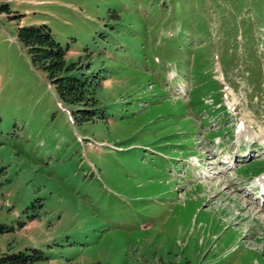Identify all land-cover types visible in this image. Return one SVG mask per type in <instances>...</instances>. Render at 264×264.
I'll return each mask as SVG.
<instances>
[{
  "label": "rangeland",
  "instance_id": "374dc122",
  "mask_svg": "<svg viewBox=\"0 0 264 264\" xmlns=\"http://www.w3.org/2000/svg\"><path fill=\"white\" fill-rule=\"evenodd\" d=\"M1 4L0 255L264 264V201L245 195L264 172V0ZM30 24L103 77L106 118L72 121L17 39Z\"/></svg>",
  "mask_w": 264,
  "mask_h": 264
},
{
  "label": "trees",
  "instance_id": "16d2710c",
  "mask_svg": "<svg viewBox=\"0 0 264 264\" xmlns=\"http://www.w3.org/2000/svg\"><path fill=\"white\" fill-rule=\"evenodd\" d=\"M5 9V4H1L0 13ZM17 39L26 49L31 64L45 75L59 100L75 107L72 112L75 123L106 118L96 97L103 77L85 73L80 61H67L70 47H62L46 24L18 26ZM6 232L7 228L0 225V235ZM42 260L46 258L37 249L0 255V264H35Z\"/></svg>",
  "mask_w": 264,
  "mask_h": 264
},
{
  "label": "bare ground",
  "instance_id": "6f19581e",
  "mask_svg": "<svg viewBox=\"0 0 264 264\" xmlns=\"http://www.w3.org/2000/svg\"><path fill=\"white\" fill-rule=\"evenodd\" d=\"M247 141V140H246ZM258 184L261 185L262 189L264 190V177L258 180ZM254 185V184H253Z\"/></svg>",
  "mask_w": 264,
  "mask_h": 264
}]
</instances>
